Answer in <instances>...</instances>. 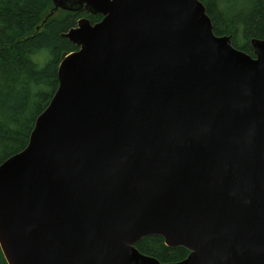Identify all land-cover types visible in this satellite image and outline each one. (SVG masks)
I'll return each mask as SVG.
<instances>
[{
	"label": "water",
	"instance_id": "obj_1",
	"mask_svg": "<svg viewBox=\"0 0 264 264\" xmlns=\"http://www.w3.org/2000/svg\"><path fill=\"white\" fill-rule=\"evenodd\" d=\"M50 1L36 32L102 19L60 35L77 50L0 164L5 263L165 264L135 247L158 236L189 252L169 264H264V39L235 49L199 0Z\"/></svg>",
	"mask_w": 264,
	"mask_h": 264
},
{
	"label": "trees",
	"instance_id": "obj_2",
	"mask_svg": "<svg viewBox=\"0 0 264 264\" xmlns=\"http://www.w3.org/2000/svg\"><path fill=\"white\" fill-rule=\"evenodd\" d=\"M216 36H230L232 46L253 57L250 40L264 39V0H199ZM50 0H0V164L28 144L36 118L58 87L57 69L64 54L77 49L60 35L88 18L85 11L59 12L48 19ZM143 255L161 263L180 262L189 252L169 248L163 238L149 236L136 244ZM0 264H6L0 251Z\"/></svg>",
	"mask_w": 264,
	"mask_h": 264
},
{
	"label": "bare ground",
	"instance_id": "obj_3",
	"mask_svg": "<svg viewBox=\"0 0 264 264\" xmlns=\"http://www.w3.org/2000/svg\"><path fill=\"white\" fill-rule=\"evenodd\" d=\"M203 44V43H202ZM212 72H214L215 74L217 73V68H211ZM199 74L201 76H204V77H207V73L206 72H203L202 69L199 70ZM253 75V73H252ZM221 83H224V81H219V82H215L214 83V88H217ZM202 85V83H199V84H196L194 87H192V89H195V88H199L200 86ZM225 97H227V94L225 92ZM218 95L217 94H204V95H200L199 97L195 94V93H191L190 94V100H192V102L195 104V103H203L204 100L206 99H209L211 102L213 99H216ZM255 98V97H254ZM251 101V100H250ZM256 103H259L260 104V101H259V98H257L256 100H254ZM188 115L190 117H194L195 115L199 114V111L197 109H195L193 106L190 105V108L188 109Z\"/></svg>",
	"mask_w": 264,
	"mask_h": 264
},
{
	"label": "rangeland",
	"instance_id": "obj_4",
	"mask_svg": "<svg viewBox=\"0 0 264 264\" xmlns=\"http://www.w3.org/2000/svg\"><path fill=\"white\" fill-rule=\"evenodd\" d=\"M59 15H60V13H58L55 17L57 18V17H59ZM88 19V18H87ZM164 241V240H163Z\"/></svg>",
	"mask_w": 264,
	"mask_h": 264
}]
</instances>
